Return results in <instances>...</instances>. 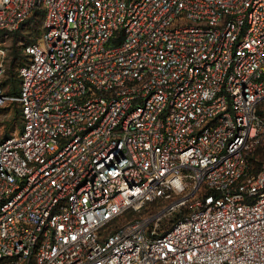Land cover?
I'll use <instances>...</instances> for the list:
<instances>
[{
    "label": "built area",
    "instance_id": "built-area-1",
    "mask_svg": "<svg viewBox=\"0 0 264 264\" xmlns=\"http://www.w3.org/2000/svg\"><path fill=\"white\" fill-rule=\"evenodd\" d=\"M39 12L0 264H264V0H0V33Z\"/></svg>",
    "mask_w": 264,
    "mask_h": 264
},
{
    "label": "trees",
    "instance_id": "trees-1",
    "mask_svg": "<svg viewBox=\"0 0 264 264\" xmlns=\"http://www.w3.org/2000/svg\"><path fill=\"white\" fill-rule=\"evenodd\" d=\"M44 20V12H39L35 16H33L31 19H29L27 22H25L20 29L11 32L9 34L0 33V42H4L8 39L14 38V43L11 48V54L10 56L11 61L9 66L7 67L5 73L7 74L6 80L2 81V78L0 79V87L4 90L5 94L9 97H18L20 93V85H21V78L19 75L20 67L27 63L28 56L25 53V46L27 44L36 43L39 41L40 37L42 36L43 29H37L36 26H40L43 24ZM27 28L29 41H27L26 44L18 46L19 38L21 37V34L23 30ZM36 32V33H35ZM35 34V35H34ZM23 37V36H22ZM7 66V62H6ZM13 68H17L16 72H14ZM12 109L14 112L13 115V121L19 120L20 121V128H22L23 121H22V108L21 103L17 100H9L4 106L0 107V111L3 109L9 110ZM4 123V122H3ZM2 122L0 125L3 124ZM13 125L10 123L4 128V131L0 135V143L3 142L5 139H7L9 136H11L10 132L13 130ZM264 159V141L262 145L258 148V150L254 153V155L250 158V161L255 169V171H258V169L261 166V162ZM154 204V203H153ZM186 212V209H183L178 214V217L173 220V223L170 225L169 229L172 228L173 224ZM139 214H142L140 212Z\"/></svg>",
    "mask_w": 264,
    "mask_h": 264
},
{
    "label": "rangeland",
    "instance_id": "rangeland-1",
    "mask_svg": "<svg viewBox=\"0 0 264 264\" xmlns=\"http://www.w3.org/2000/svg\"><path fill=\"white\" fill-rule=\"evenodd\" d=\"M42 26L43 24H41L40 26H36L35 28H37L38 30L42 29ZM36 33V32H35ZM35 35V34H34ZM23 36V37H22ZM28 36V32H27V28L25 27V29L23 30L22 34H21V37L19 38V42H18V46L20 45H23V44H26L27 41H29V37ZM2 43H5L6 44V47L9 49L8 52H7V56H6V62H7V66H6V69L7 67L9 66L10 64V61H11V48H12V45L14 43V38L13 39H8ZM14 69V72H16L17 68H13ZM2 78V81L6 80L7 78V74L4 73V75L1 77ZM13 115H14V112L12 111V109L10 108L9 110H6V109H3L0 111V123L4 122L2 125H0V135L2 134V132L4 131V128L6 126V123L7 125L10 123L11 125H13V130L12 132H10V134L12 135L13 133H15L16 131L19 130L20 128V121L18 120H14L13 121ZM19 127V128H18ZM154 203V204H153ZM151 204H148L141 212L142 214L141 215H147V214H155L159 211H161L162 209L168 207V205H170V202L168 201H164V200H161V201H155ZM180 211L182 210H177V211H174L172 212V214H169L167 215L166 217H164L160 223H159V226H158V230L159 232H165L169 229L170 225L173 223V220H175L177 217H178V214L177 213H180Z\"/></svg>",
    "mask_w": 264,
    "mask_h": 264
}]
</instances>
